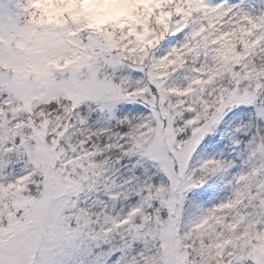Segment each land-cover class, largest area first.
Returning a JSON list of instances; mask_svg holds the SVG:
<instances>
[{"label": "snow or ice", "instance_id": "snow-or-ice-1", "mask_svg": "<svg viewBox=\"0 0 264 264\" xmlns=\"http://www.w3.org/2000/svg\"><path fill=\"white\" fill-rule=\"evenodd\" d=\"M0 264H264V0H0Z\"/></svg>", "mask_w": 264, "mask_h": 264}, {"label": "trees", "instance_id": "trees-1", "mask_svg": "<svg viewBox=\"0 0 264 264\" xmlns=\"http://www.w3.org/2000/svg\"><path fill=\"white\" fill-rule=\"evenodd\" d=\"M132 107V106H128ZM135 107H140V105H135ZM236 111V110H234ZM250 111V110H247ZM231 116V113L229 114ZM247 119V116H244ZM229 117H226L227 121ZM218 149L217 151H219ZM231 158V157H229ZM237 169L233 168L231 171L235 172ZM227 179V178H225ZM204 188L208 189L209 195L204 199H199L193 197L192 194H189V202L185 205V220L189 221L199 215L203 209L210 208L214 204L218 203L220 199L224 198V196L228 195L229 189L225 186L224 180H218L214 177L212 180L208 181V183L204 186ZM202 189H197L196 191H201Z\"/></svg>", "mask_w": 264, "mask_h": 264}, {"label": "rangeland", "instance_id": "rangeland-1", "mask_svg": "<svg viewBox=\"0 0 264 264\" xmlns=\"http://www.w3.org/2000/svg\"><path fill=\"white\" fill-rule=\"evenodd\" d=\"M234 2H235V0H234ZM225 118H226V117H225ZM195 191H196V190H195ZM186 204H187V203H186ZM186 204H185V205H186ZM185 208H186V206H185Z\"/></svg>", "mask_w": 264, "mask_h": 264}]
</instances>
